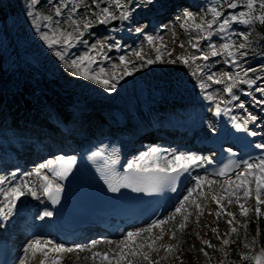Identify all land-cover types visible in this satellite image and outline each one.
<instances>
[{
  "label": "snow or ice",
  "instance_id": "6c2138e0",
  "mask_svg": "<svg viewBox=\"0 0 264 264\" xmlns=\"http://www.w3.org/2000/svg\"><path fill=\"white\" fill-rule=\"evenodd\" d=\"M93 2L96 4L100 16L102 17L98 20L100 24H107L116 19L127 20L131 14L126 10L127 6L122 4L121 0H112L114 6L117 9H121L119 16L108 7L101 9L99 0H93ZM144 2L146 4H151L153 0H144ZM69 3H73L71 13H75L80 7V4L78 2L74 3V0H59V3L54 7L55 17H60L63 14V10L69 7ZM224 4H226L229 9H237L243 6L247 11L229 13L221 20L220 18L224 17V11L222 10ZM136 7H140V4L137 3ZM210 13L211 19L200 20H197L192 13H186L182 26L186 31L192 30L200 33L201 35L197 37V40H210L214 34L213 26L215 25L216 29L223 34L222 39L225 42L222 44V52L218 51L214 44H209L208 47L212 49L211 56L226 55L230 59L226 60L225 63L239 70L236 71L235 75L224 72L220 77L215 76V74H208L206 77L202 78L198 87L201 90H207V88L210 87L207 81H211L218 85L224 84L225 88L223 90L229 94L231 99H238L233 91L237 84L254 85L256 83V81L251 78L242 79L241 73H243L244 77H247L248 73L255 71V69L241 68L238 59V57L248 55L246 51L242 50L249 47V34L246 32L235 33L242 37L243 40V42L237 44L232 40L233 33L230 32L229 29L233 23L243 24L245 26L258 23L264 26V0H216V3L210 8ZM28 14L30 16L34 15L32 12ZM34 19L37 20V22L39 20L46 22V26L49 30L41 32V38L47 43L49 48H54L56 45L61 46L62 50L56 51L55 55L62 61L68 56V49L75 47L78 43H88L87 40L83 39L84 31L82 28L90 29L93 27L90 20L75 19L72 14L69 15L71 31L61 28V22L59 20L54 21L52 15L38 18L34 17ZM53 23H55L56 27H53ZM37 31H39V27H37ZM148 44H153L152 37H148ZM191 46L195 49L200 48L198 42L192 43ZM89 47L91 51H86L79 56L69 57L67 67L69 69H74V71L71 72L73 76L94 81V83L102 85L108 92H114L120 79L133 74V69H129L128 65L130 63L134 64V62L130 61L125 56L119 58L120 63L124 65L122 70L119 68V65L116 64L112 65L110 71L104 67H98V70L93 69L92 66L97 64L96 55H99L105 46L101 44L98 47L93 44ZM181 47H183V44ZM156 52L157 55L155 59L146 60L148 65L156 62H177L176 60L163 61L160 54L161 50L157 48ZM134 55L138 59H144L142 51H137ZM103 58L107 59L106 56ZM209 58L208 54L201 52L199 56H192L190 58L179 57L178 59L181 60L184 65H188L190 60L195 61L196 59H202L208 61ZM193 74L195 75L196 73ZM256 90L261 93V96H264V87H257ZM206 99L210 102H214V114L216 116L226 114V112L230 111V109L222 107V105L228 102L218 98V96L207 94ZM259 103L264 104V99L260 100ZM238 107L244 108V104L240 103ZM256 119L257 117L251 113H248L247 118L242 121L238 120L236 117H232L234 127L238 131L244 132H249L247 128L248 123L254 122ZM249 134L252 136L258 135V133L254 131L249 132ZM255 147L264 149V144H257ZM92 155L95 157L100 155V153L93 152ZM204 159L203 157L192 154L165 152L158 147H152L149 151H145L127 164L130 175L122 177L121 181L115 183L109 180V187L113 192H118L121 187L132 188L133 191L136 192L158 191L163 185L174 184L180 175L189 173L190 170L195 167H201V162ZM75 162V156L68 158L59 156L40 164L33 172L22 173V178L19 182L13 183V181L17 179L16 173H11L8 177H0V198H2L0 199V204H2V207H0V218L5 220L8 219L21 198L31 196L38 199L41 195V190L42 195L50 200L52 204H59L60 196L64 191V187L59 181H64L68 178ZM242 164V168L239 164H228L219 170L217 173L218 176L228 177L229 168L239 169L234 172L233 178L223 181L220 188L221 194L219 195L213 193L209 197V194L201 190L204 187L211 188L216 184L214 179H210L208 176H197L195 186L187 191V195L179 202V205L175 208V212L172 215L166 219L153 221L147 228L127 232L124 240L116 244L115 250L106 249L104 251H93V249L97 248L99 243H104L103 241H94L88 246H66L63 243L54 242L49 239H33L23 248V256L19 264H62V261L67 258L68 254H75L76 262H74V264H78V261L81 259L79 252L84 251L91 253L90 257H84V259H91L93 264H95L96 261H99V264H135V258L137 257L141 258L143 261H147L148 264H158V261L152 260L151 252H158L163 249L166 253L171 254L175 250L172 244H157V241L163 240L165 235H170L172 239L176 237V232L174 230L170 232L166 231L165 225L175 220L177 216H180L181 221L179 223V229L183 230L187 226L189 216L192 214L187 211L186 206L191 204L196 210H201L202 206L198 203L197 199L193 198L194 194H196L198 198H210L222 208L223 205L221 201L227 199L228 203L232 204V197L241 189L243 190V198L245 200L251 198L253 195L252 185L254 184V196L257 204L255 212L258 216L261 215L259 205L264 204V199H261V196L264 195V156H261L256 162L244 160ZM45 170H47V172H45ZM32 177L36 178L38 186L30 179ZM5 185H7V187H5ZM172 190L174 191L175 188L173 187ZM235 202L239 206L240 214L247 217L249 215V209L245 207L244 203H240V197H237ZM199 214L202 215L203 212L199 211ZM52 215V211L46 210L43 212V217H51ZM216 215L217 218L220 217L219 210ZM227 216L232 217V219L227 220V223L232 226L235 215L232 212H227ZM246 226L245 224L244 227ZM154 229H160L159 235H152ZM213 231L216 232L217 230L213 229ZM231 231L236 232L237 229L233 226L231 227ZM144 233H148V237L146 239H140ZM107 243L112 244L113 242L108 241ZM204 243L208 245V247H213L209 241H204ZM223 243L228 244L229 241L225 239ZM202 252L205 256H208L207 251L202 249ZM244 259H253L256 264H262V262H264V249H261L260 255L255 257L244 256Z\"/></svg>",
  "mask_w": 264,
  "mask_h": 264
},
{
  "label": "bare ground",
  "instance_id": "6f19581e",
  "mask_svg": "<svg viewBox=\"0 0 264 264\" xmlns=\"http://www.w3.org/2000/svg\"><path fill=\"white\" fill-rule=\"evenodd\" d=\"M2 1L3 0H0V6L4 5L3 4L4 2L2 3ZM204 2H208V0H205ZM183 3H186V1L185 0H170L165 3H160L158 11L166 10L165 9L166 7L170 8L168 11H166V13H163L164 17H162V19H165V20L168 19L167 16L169 15L170 12H172L175 6H177L176 7L177 9H179L178 11L176 10L177 11L176 15L179 16L180 13H183L184 11L182 7L184 6ZM20 4L19 5L14 4L12 8H14V12L16 13V16L18 17V19L23 20L25 18H28L29 14L23 15L24 13H26V11H28V9L26 8L27 4L24 5V8L22 7V4L21 6ZM98 15L100 16L99 10H98ZM7 16H9V14ZM184 19L185 18H181L182 23L180 24V26L183 25ZM108 33H106V35ZM110 33L113 34L112 31H110ZM15 36H17L16 38L19 41L18 44H19L20 49H22V46L20 44L23 41H26L24 34L22 35L21 33ZM5 38H3V41H5L4 40ZM38 40L40 39L38 38L37 41ZM7 43H10V42H7ZM199 43L203 44L205 43V41L203 42V39H200ZM9 45H5L4 49L12 53L13 48L11 49ZM29 46H32V45L29 44ZM36 46L38 45L35 44L34 47ZM32 51L35 52L36 50H31V52ZM186 51L190 53L189 49H187ZM220 57L223 58L222 61H226L229 59V57L223 54L220 55ZM30 58H29V62H31ZM52 60H57V57L56 56L53 57ZM7 61H8L7 56L4 60V58L0 54V75L4 77V78L1 77L4 80H3V86H0V93L3 91H5L6 93L5 97L0 95V124L8 125L12 127L13 132H14L13 133L14 137L12 139L16 140L17 143L24 142V137L20 133V130H22L29 134L30 137L28 141L36 144L39 147V150L37 153L25 155V159L22 163L14 164L17 166L16 169L21 170V173L33 172L35 168H37L40 164L44 163V160L47 158L48 155H51L54 149L70 150L71 147H77L81 139H83L87 135H92L93 132H95L96 130H100V129L105 130V128L107 130L112 129V128L119 129L116 126L115 118L110 113V111L106 109L109 107L119 106L122 109L121 111L124 114L125 121L121 128L130 130L129 132L133 133V131L135 130V127H137V130L135 133L138 135L137 140L143 137L149 129L151 130L150 126L152 125V122L157 123L155 130H151L152 141L157 136H160L159 139H162L163 137L166 138L167 134H165L161 130V126H160L163 116L166 117V116L172 115L173 117L172 120H184L186 125L187 126L189 125L190 128L195 127L196 129H199V128H202L203 126H209L211 124L210 117L207 114L201 113L200 112L201 108L199 107L193 110H190V112H186L185 114L183 113V115H177L171 109L164 111V108L168 106V103L166 102V98L176 96V95H184V94L191 93L193 97L201 98L202 103L207 104L209 101L206 99V92H205V96L201 97V94H202L200 92L201 89L198 87V84L200 82L199 78L202 77V74L198 78L196 77L192 78V82L190 83L188 87L192 90L184 91L182 93L180 92L168 93L167 92V94H165L164 96L163 102L158 103L159 98L162 95H158L159 93L158 94L153 93L155 94L154 96H152L153 94L146 95L145 90L142 88L143 84L139 88H137V82H134L133 84V81L130 79L129 76H125L123 79L119 80L117 84V88L114 92H108L106 89L103 88L102 85L96 84L94 83V81H90V80H87V83L83 84L84 87L80 86V87L73 88L72 87L73 83L69 81L67 77L65 76V74L67 73L66 71L69 68L67 67V64H65L63 61L61 62V60L58 61L60 62V64L57 66L56 70H58L60 75L64 77V80L62 81V83L60 82L58 83L55 74L51 73V70L49 71L48 69L41 66V64L35 65L33 63L34 65H32L36 68L34 71L37 72V75H35V72L29 71L27 69H22L23 70V74H22L21 71L18 69V66H14ZM4 62L8 63L7 69L4 68ZM203 68L207 69V66L205 65V63L200 64L197 70H202ZM49 69H52V68H49ZM260 71H261V68L255 69V72L259 73L255 80L256 83L253 86L251 85L250 87L248 86V88L245 89L240 94V97H238V99H231L229 94L223 90L225 88L224 84H219V85L216 84V86H220V90L218 87L211 86V85L210 87L207 88L211 91L212 95H216L218 96V98L223 99L224 101L228 102L227 105L224 104L222 105V107L226 109H230V111L224 114V117H225L224 123L218 126V132L220 133V135L215 138L218 141L222 139L224 133H228L230 132V130L233 129L234 125H233V121L230 119L231 116L236 117L238 120L242 121L247 118L248 113H251L252 115H255L257 119L254 122H249L247 125V128L249 129V131L257 132L259 136L258 140L264 143V110L261 111V108H264V104L259 103L260 100L264 99V96H261V93L256 90L257 87H261V86L264 87V69L262 70V73ZM14 72L16 73V75L14 74ZM20 74L25 76L26 79L23 80L20 77ZM30 76H36V84L31 80ZM180 77H182V73H180L179 71L173 72L172 75H170V78L172 79V83L175 80H177L178 82V80L181 79ZM149 78H151V76L145 77V79H149ZM172 83L168 85V87L170 88V91H178L179 88H177V86H175V84H172ZM165 85L166 84H160V86L162 87H166ZM122 86L131 87L132 90H130L129 92H125L122 89ZM84 88L87 89L88 91L85 90ZM40 93L43 94V97L40 95ZM69 99L73 100L74 102H78L80 105L79 115L73 120L68 119L69 116L65 110V104L69 101ZM183 101L187 102L184 98H183ZM141 103L146 104L145 110L139 109V105ZM240 103L244 104V108L238 107ZM137 104H138V107H136ZM181 104L184 105L183 102H181ZM45 105H50L49 108H52L54 112L58 113L62 118H64L69 123L70 133L68 135H62L54 128L52 129V132H56L54 140H52L51 138L47 139V136L41 134V132L44 134L48 133L47 131L49 130H47L46 128H50V126H48L45 122H42V116H46L49 114V111L46 109ZM211 105H214V102H211L209 106H205L206 107L205 109L206 110L214 109V108H210ZM28 107H31V108L28 109ZM41 110L44 112H42ZM256 112H260L259 116ZM262 119L263 121L261 122ZM66 139H72L73 140L72 144L71 145L68 144L66 142ZM0 140H6V143L4 144L5 145L8 144L7 150L0 152V157H2L3 159L2 163H5V164L8 163L11 165L12 164L11 159H13V157L16 155L15 152L18 153L17 146L12 145V140L7 141V139L5 138L2 139L1 135H0ZM190 148L191 147L188 144L181 143V145L177 147L167 145V147L165 149L163 148L162 151L172 152V153L192 154L190 153ZM8 150L11 152L10 155L9 154L6 155V151ZM144 152L145 150H142L141 153L140 152L139 153L142 154ZM18 156L20 155H16V157ZM191 170L193 172L195 171L198 172L196 167ZM21 173H19L18 176L16 177L17 178L20 177ZM4 175H8V172H6ZM193 176H205V175H194L193 174L192 177ZM233 177H234V174L232 176L224 177L222 179H214L216 181V184H214L211 188L204 187L201 190L209 195L213 193L221 194L220 188H221L223 181L225 179H230ZM30 179L33 180V182H35L38 186V182L36 181L35 177H32ZM210 179H213V178H210ZM14 182L16 183L19 181H13V183ZM192 184L193 186H195V182H193ZM5 187H7V185H5ZM193 198L197 199L198 203L200 204H209L210 206L206 210H204L202 207H201V210H196L194 206L191 204H188V207H187V211L192 213L189 216L187 222L190 221L191 225H194L198 229L202 230L203 237L206 236V230L201 228L202 225L200 224L199 219H204V221L209 224L210 223L217 224L218 222H214V220L217 218L216 213L218 210L220 212V216L223 217L224 220L227 221L230 219V217L227 216V214L223 211L226 209H224L223 207L221 208L212 200L198 198L196 194H194ZM1 207H2V204H1ZM226 208L228 212H231L230 205H227ZM24 210L28 211L27 215L23 213ZM46 210L47 209L44 205L41 195L38 199L31 197V196H25L21 198L20 201L17 202L15 210L8 217L9 223L7 225L1 226L2 234L0 236V238L4 239L5 241H8L10 245L12 246L14 250L13 258L17 259V257L22 255L21 247L23 245V242L27 240L29 238V234H31L30 230L27 228L28 224H30V227H32L31 232H36V233L43 232V228L48 223V219H49V217H43V212ZM199 211H202L203 214L200 215ZM238 213H239L238 219L244 218V216H242L240 212ZM163 216L164 214H162L157 220L161 219ZM35 218H38V220H36ZM180 221H181V217L177 216L175 220L165 225L166 231H169V232L173 230L175 231L176 226L179 225ZM236 221L237 220L233 222L232 226H234L237 229V232L239 233L240 230H243L245 228L244 225L246 223H244V220H238V222ZM159 232H160V229L154 230L152 235H159ZM145 235H147L148 237L149 234L144 233L143 236ZM194 236L196 237L198 235L194 233ZM124 238L125 237H122L119 240L95 238L94 241H103L104 243H99L97 248L93 249V251H104L105 249L115 250L116 241L120 242L124 240ZM33 239L44 240L45 238L36 237V238H32L31 240ZM48 239L56 242L55 238L53 237H50ZM184 239L188 240L189 243H193L189 239V236L184 237ZM108 241H112L113 243L108 244L107 243ZM178 243L180 245V242ZM63 244L68 246V244L66 243H63ZM157 244L158 245L159 244L160 245L161 244L162 245L172 244L173 246L176 247L175 239H172L170 235H165L163 240L157 241ZM88 245L90 244H83L80 246H88ZM195 245L198 248H196L195 246L189 247L190 249H192V258H194V260L196 261H199L200 264L201 263L204 264L205 255L203 254L202 249L204 251H208L210 247H208V245L204 243L203 239L202 240L198 239V241L195 242ZM175 247L174 249L176 250ZM175 250L173 253L169 254V253H166L163 249H161L159 251L160 257L168 260L170 264H183L182 263L183 260L179 261L175 257L176 256ZM244 254H242V259H244V256L249 257V255H244ZM79 256L81 257V259L78 261V264H93V261L91 259H84V257L91 256L90 252L88 251L79 252ZM135 261H136L135 264H148L147 261H143L139 257L135 258ZM74 262H76V255L68 254L67 258L62 261V264H74ZM95 264H99V261H96Z\"/></svg>",
  "mask_w": 264,
  "mask_h": 264
},
{
  "label": "rangeland",
  "instance_id": "374dc122",
  "mask_svg": "<svg viewBox=\"0 0 264 264\" xmlns=\"http://www.w3.org/2000/svg\"><path fill=\"white\" fill-rule=\"evenodd\" d=\"M47 1H48V3H51V1H54L55 3L53 4V7H55L56 3H58L59 0H47ZM105 1H106V5L100 6V8L102 9L104 7H108V8H110V10L115 12L117 16H119V12L121 11V9H117L114 6V4L112 3V0H105ZM158 1L165 3V2L170 1V0H158ZM204 1L205 0H196L195 6H193V5L188 6V5H185L183 3V5L186 9L184 10L185 12L183 11V13H180L179 16H181L182 18H185V14L190 12L193 14L194 17L197 18V20L211 19L210 8L213 6L214 3H216V0H208V2H204ZM77 2L80 4V7L78 8V10L75 13H71L73 3H69V7L65 8L63 10L64 13L62 14V16L57 18V17H54V15H52L54 17V21L59 20L61 22L60 27L63 29H66L68 31H71L70 21H69V15L70 14H72L73 18H75V19H79V20L88 19L93 24V27L90 29H83L82 28V30L84 31L83 39L87 40L88 43L87 44L78 43V44H76L75 47L68 49L67 50L68 56H66L65 60H63V62L65 64H67V62L69 61V57L79 56V55H82L86 51H91V48L89 47L90 45L95 44L99 47L102 44L105 47L101 50V53L99 55H96L95 53H93L94 55H96V59H97V64H94L92 66L93 69L98 70V67H104L105 69L110 71L112 69V65L116 64V65H119V68L122 70L124 68V65L120 63L119 58L121 56H125L130 61L134 62V64L130 63L128 65L129 69H133V74L129 76L130 79L133 81V84H134V82H137V88H139L143 84L142 88L145 90L146 95L153 94V93H157V94L159 93L158 95H164L167 92L168 93H175V92L182 93L184 91L192 90L188 87H189L190 83L192 82V78H194V77L198 78L199 77V76H197V71H198L197 69L199 68L200 64H203V62H201V59H196L195 61L190 60V63L187 65L185 71L182 72V77H180L181 79H179L180 81L178 80V82H177V80H175L172 83V79L170 78V75H172L173 72L179 71V69H178L179 68V59L178 58L183 54L187 55L188 58H190L192 56H199L201 54V52L209 55V57H210L209 60L205 62L207 69H204V68L202 69L203 73L205 72V74H204V76L199 78L200 82L202 81V78L206 77V75H208V74H215V76L220 77L223 75L224 72H229V73L235 75L236 71L239 70L238 68L230 66V65L228 66L229 68L226 67L225 68L226 70H225L224 66L221 63L222 57H218L220 55L215 56V57L211 56L212 49L209 48L208 45L214 44L216 49L218 51L222 52V44L225 42L222 39L223 34L220 33L216 29L215 25L213 26V33L214 34L212 35L211 39L210 40L203 39V42L205 41V43H203V44L199 43L200 39L197 40V37L201 35L200 33H197V32L192 31V30H188V32H187L184 27H183V30L179 29L173 23L172 17H170L169 19H166V20L162 19L164 21L161 22V25L157 29L146 30V29H144L145 28V19L147 18V16L151 15L150 5H147L144 2V0H136L135 4L130 6L128 0H121V3L125 4L127 6L126 10H128L131 14L127 20H122L116 26H113L110 28L114 32L118 31L117 32L118 36L116 38L115 43L114 42L108 43L105 40L107 31L102 29L101 24L98 23V20L102 17L98 15V9L96 8V4L93 2V0H74V3H77ZM2 3L4 5L0 6V35H1L0 43H2V44H0V48H1L0 52H2L0 54L2 55L4 60L7 56V60H8L7 62H9L10 64H12L14 66H18V69L21 71L22 74H23L22 69H27L29 71L35 72V75H37V72L34 71L36 68L32 65L41 64V66L48 69L49 71L51 70V73L55 74L58 83L59 82L62 83V81L64 80V77L60 75L58 70H56L57 66L60 64V62H58V61H60V59H59V57H57L55 55V52L61 51L62 48L60 45H56V46H54V48L48 47L47 43L41 38V32L49 30L48 27L46 26V22L43 20H39L37 22V20L34 19V17L38 18V17H43V16H47V15H51V14H47L46 12H44L42 10V7H41V5H39L38 0H5V1L3 0ZM20 3L22 4L23 8H24V5H26V4L28 5V6L26 5V8L28 9V11H26V13L22 12V13H24L23 15H27L29 12H32L34 15L33 16L28 15V18H25L23 20L18 19V17L16 16V13L14 12V8H12V7L14 6V4L19 5ZM137 3L140 4V7H136ZM21 4H20V6H21ZM175 7H174V9H175ZM165 9H166V11H168L170 8L166 7ZM176 10L178 11L179 9L176 8ZM222 10L224 11V17H221L220 18L221 20L224 19L229 13L247 11V9L244 8L243 6H241L240 8H237V9H229V8H227L226 4L223 5ZM164 13H166V12H164ZM201 13H204V15L201 16ZM8 14H9L10 18H9V16H7ZM153 14H155V13H153ZM175 14L176 13H174L172 16H176ZM37 27H39V31H37ZM53 27H56L55 23H53ZM17 29H18V31H17ZM14 30H16V31H14ZM229 31L233 33L232 40L235 41L237 44L243 42V40H242V37L236 35L235 33L246 32L249 34V41H248L249 47L247 49L242 50V51H246L248 53V55L243 56V57H238L239 64H240L241 68H252V69L261 68L260 72L262 73V70L264 69V53L257 50V48L255 46L257 44L254 43L253 41H251V39H250L251 36L254 34V24L251 26H245L243 24L233 23L231 25V28L229 29ZM21 33H22V35L24 34V37L26 38V41H23L20 44L22 46V49H20L19 44H18L19 41L16 38L17 36H15V35H18ZM123 33L131 34V38L123 40L121 38V35ZM144 34L151 35L154 38V43H153L154 45L153 46L147 47L143 43V41H141V39L140 40L137 39V37H138L137 35H144ZM185 34H187L188 37L184 36ZM11 35H12V37H11ZM2 37L3 38L6 37L4 39L5 41H3ZM38 38L41 40V42H40V40H38L39 42L37 41ZM7 42H10L11 44L7 43ZM197 42L200 45L199 49H195L191 46L192 43H197ZM29 44L32 46H29ZM35 44H37L38 46L34 47ZM182 44H183V47H181ZM5 45H9L11 47V49L13 48L12 53H10L4 49ZM121 48H124L125 50H124V52H122L121 55H119L117 51ZM157 48H159L161 50L160 54L162 56L163 61L176 60L177 62L176 63L156 62L154 64L148 65L146 63V60L147 59H155V57L157 55V52H156ZM187 49L190 50V53H188L186 51ZM31 50H36L35 51L36 53L33 51L31 52ZM137 51H142L144 59H138L134 55V53ZM55 56L57 57V60H52L53 57H55ZM105 56L107 57V59L103 58ZM115 57H118V59H115ZM29 58H30L31 62H29ZM7 62H4V68L5 69H7V64H8ZM61 62H62V60H61ZM49 68H52V69H49ZM135 69H138V70H135ZM72 71H74V69H68L66 71L67 73L65 74V76L67 77V79L69 81H71L73 83L72 84L73 88L83 86V84L87 83V80L84 79L83 77L73 76L71 74ZM193 73H196V74L194 75ZM14 74L16 75L15 72H14ZM22 74H20V77L23 80H25L26 78ZM258 74H259L258 72L252 71V72L248 73L247 77H244L243 73H241V78L242 79L251 78V79L256 80V77ZM146 76H151V78L145 79ZM1 77H2V75H0V83H2L4 80V79H2L4 77H2V78ZM30 78L36 84V76H30ZM170 83L175 84V86H177V88H179V90L178 91H170V88L168 87V85ZM207 83L211 86H216V85L211 84L210 81H207ZM160 84H166L165 85L166 87H162V86H160ZM0 86H3V83ZM248 86L250 87V85H248V84H242V83L237 84V86L233 90L235 96L240 97V94L245 89H247ZM251 86H253V85H251ZM216 87H218L220 90V86H216ZM261 87H263V86H261ZM122 89L125 92H129L130 90H132L131 87H126V86H122ZM250 89H252V88H250ZM85 90H87V89H85ZM200 92L202 93V94L200 93L202 97L205 96V92H206V95L211 94V91L209 89H207L205 91L200 90ZM40 95L43 97L42 93H40ZM154 95L155 94H153L152 96H154ZM160 102L161 101L159 100L158 103H160ZM210 103L211 102L209 101L206 104V106L209 105ZM138 104L136 107H138ZM227 104L228 103H226L225 105H227ZM30 108L31 107H28V109H30ZM263 110H264V108H261V111H263ZM260 112H256L258 114V116H259ZM262 121H263V119L261 120V122ZM156 125H157L156 122H152V125L150 126L151 130H155ZM5 128L10 129L9 126H7V125L3 126L2 125V128L0 129V133H1V130L5 129ZM163 139L164 138H162L161 140H163ZM159 140L154 138L153 141L148 144L149 147H147L146 149L139 146V149L137 150L136 153L137 154L139 152L141 153L142 150L149 151L152 147H158L160 149H163V148L165 149L167 147L166 146L167 142L161 146V144H159V142H160ZM4 141H6V140H4ZM4 143H6V142H4ZM0 145H4V144H0ZM9 153H10V151H9ZM133 156L134 155H131V159L134 158ZM6 165H10V164L6 163ZM16 167L17 166L14 164H11L10 166H6L3 169L1 167L2 170L0 169V177H8L11 173H16V172H18V174L21 173V170L16 169ZM16 170H18V171H16ZM6 172H8V175H4ZM16 176H18V175H16ZM21 178L22 177L20 175V177H18L15 181H19ZM192 187H194L193 184L187 189V191ZM187 191L185 192L183 197L185 195H187ZM217 195H219V194H217ZM183 197L181 198V201L183 200ZM209 197H210V195H209ZM237 197H240V203H244L245 207L249 209V215L247 217L238 219V216H239L238 212H240V209H239L238 204L235 202ZM261 199H264V195L261 196ZM232 200H233L232 204H229L227 199L221 201L223 208L226 209L223 211L227 214L228 210L226 207H227V205H230V207H231L230 211L235 215V220H237L236 222H238V220H244V223H246L247 226L243 230H240V232L238 233L237 231L232 232L231 227H233V226H230L227 223V221L224 220V218L221 216L214 220V222H218L217 224L216 223H214V224L210 223L209 224V223H206L204 221V219H199V222L202 225L201 228L206 230V236L207 237L206 236L203 237L202 230L198 229L194 225H191L190 221L187 222L188 225L182 231L179 229V225L176 226V230H175V232H176V237H175L176 247L175 246L174 247L176 248V250H175L176 256L175 257L179 261L183 260V262H182L183 264H200L199 261H196V260H194V258H192V254H190V252H189L190 249H188L191 246H195L196 248H198L195 245V242H197L198 239H200V240L203 239V241H209L213 245V247H210V249H209L210 252H209V250L207 251V253L208 252L209 253H208V256H205V263L204 264H231V262L233 260L229 259L228 257H229L230 252H231L230 246L232 243L237 244V253H238V258H237L236 262H234V264L235 263L236 264H242V254H244V253H245L244 255H249V257H255V256L260 255L261 249H264V244H262V242L260 243V239L258 238V236L256 234L251 235L250 230H251V226H252L253 222L258 220L259 217H261V218L264 217V204L259 205L261 215L258 216L257 213L255 212L257 204H256V200H255L254 195H252L251 198L245 200L243 198V190L241 189L240 191H238L236 193L235 196L232 197ZM201 205H202V208L204 210H206V209H208V207H210L209 204H201ZM186 207H188V205ZM174 212L175 211H173V210H168L161 219H166L167 217L172 215ZM230 219H232V217H230ZM235 220L233 222H235ZM147 226L148 225L137 226V227L132 228L130 231H137L140 229H144V228H147ZM27 228L30 230L31 234H29V238L23 242V245L21 247L22 255L17 257V259L14 258L15 261L13 264H19V261L23 256V248L26 247V245L30 242V240L32 238L39 237V238L48 239L43 234H40L41 232H39V234H37L36 232H31L32 227H30V224L27 225ZM213 229H216L217 231L214 232ZM154 230H158V229H154ZM193 232L196 233L198 236L195 237ZM145 236H143L141 239H144V237L146 239L147 235H145ZM186 236H189V239L193 243H189L188 240L184 239V237H186ZM94 239L95 238L88 239L85 241H80V242L73 243V244H68V246H73V245L74 246H77V245L80 246L83 244H91L94 241ZM176 239H178V240H176ZM225 239H227L229 241L228 244L223 243V241ZM177 241L180 242V245ZM117 243L118 242L116 241L115 244H117ZM151 258L154 261H158V264H170V262L168 260L160 257L159 251L158 252H151ZM251 262L256 264L255 260H253V259H251ZM135 263H136V261H135Z\"/></svg>",
  "mask_w": 264,
  "mask_h": 264
},
{
  "label": "trees",
  "instance_id": "16d2710c",
  "mask_svg": "<svg viewBox=\"0 0 264 264\" xmlns=\"http://www.w3.org/2000/svg\"><path fill=\"white\" fill-rule=\"evenodd\" d=\"M39 5H41L42 10L46 12L47 14L54 15V10L53 8L47 4L46 0H38ZM58 4V3H57ZM64 13V12H63ZM251 41L256 43L257 45L256 48L257 50L261 51L264 53V26L257 24H254V34L251 36ZM258 230V237L260 239V242L264 244V217H259L258 220L253 222L251 226V233L254 234L255 231ZM230 255L229 259H232L233 261L231 264H234L236 262L238 255H237V244L232 243L230 246ZM236 264V263H235Z\"/></svg>",
  "mask_w": 264,
  "mask_h": 264
},
{
  "label": "water",
  "instance_id": "95a60500",
  "mask_svg": "<svg viewBox=\"0 0 264 264\" xmlns=\"http://www.w3.org/2000/svg\"><path fill=\"white\" fill-rule=\"evenodd\" d=\"M99 5H105V1L104 0H100L99 1ZM120 21V19H116V20H112L110 21L109 23L107 24H102V27L103 28H109L110 26L114 25V24H117L118 22ZM262 264H264V262H262Z\"/></svg>",
  "mask_w": 264,
  "mask_h": 264
}]
</instances>
